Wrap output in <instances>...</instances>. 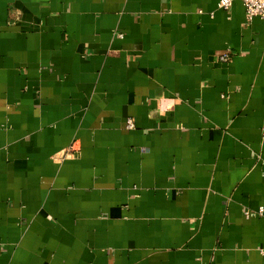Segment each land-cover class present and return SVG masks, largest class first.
I'll list each match as a JSON object with an SVG mask.
<instances>
[{
  "label": "crops",
  "instance_id": "obj_1",
  "mask_svg": "<svg viewBox=\"0 0 264 264\" xmlns=\"http://www.w3.org/2000/svg\"><path fill=\"white\" fill-rule=\"evenodd\" d=\"M218 3L0 0V264H264V21Z\"/></svg>",
  "mask_w": 264,
  "mask_h": 264
},
{
  "label": "built area",
  "instance_id": "obj_2",
  "mask_svg": "<svg viewBox=\"0 0 264 264\" xmlns=\"http://www.w3.org/2000/svg\"><path fill=\"white\" fill-rule=\"evenodd\" d=\"M235 1H239L242 3L246 20L251 22L253 19H260L264 21V0H219L218 6L220 9L225 11L229 10L232 7V4ZM231 56L228 53L221 54L219 56L220 62H228ZM126 128L128 130H133L135 128V124L132 120H128L126 124Z\"/></svg>",
  "mask_w": 264,
  "mask_h": 264
}]
</instances>
